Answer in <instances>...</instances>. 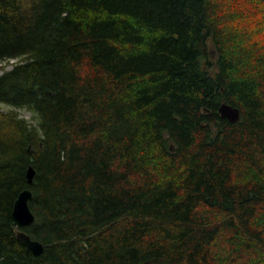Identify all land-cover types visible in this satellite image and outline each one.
I'll list each match as a JSON object with an SVG mask.
<instances>
[{
    "label": "trees",
    "instance_id": "obj_1",
    "mask_svg": "<svg viewBox=\"0 0 264 264\" xmlns=\"http://www.w3.org/2000/svg\"><path fill=\"white\" fill-rule=\"evenodd\" d=\"M238 1L0 0V264H264V0Z\"/></svg>",
    "mask_w": 264,
    "mask_h": 264
},
{
    "label": "water",
    "instance_id": "obj_2",
    "mask_svg": "<svg viewBox=\"0 0 264 264\" xmlns=\"http://www.w3.org/2000/svg\"><path fill=\"white\" fill-rule=\"evenodd\" d=\"M208 111L207 109H203ZM218 113L221 117L227 118L229 121H237L239 119V109L231 104L222 103L218 107ZM170 149H173L170 147ZM35 175V170L31 165H28L25 176L28 184H32ZM32 197V191L29 188L21 190L12 204V210L10 213L12 226L14 227V234L17 240L25 246V248L31 251L34 255H40L44 251L43 244L35 239H32L30 235L19 229L22 226L32 223L35 219L33 212L29 207V200Z\"/></svg>",
    "mask_w": 264,
    "mask_h": 264
},
{
    "label": "rangeland",
    "instance_id": "obj_3",
    "mask_svg": "<svg viewBox=\"0 0 264 264\" xmlns=\"http://www.w3.org/2000/svg\"><path fill=\"white\" fill-rule=\"evenodd\" d=\"M230 3V2H229ZM234 4H235V6L236 7H238V5H239V1L238 0H234ZM221 8L222 9H224L223 7H219V9L221 10ZM231 25V27H232V24H230ZM234 28L236 29L237 27L236 26H234ZM261 36L260 37H258V38H256V39H251V40H253V41H259V40H261ZM240 46V45H239ZM241 47V46H240ZM13 62H14V60H10V61H8V62H4V63H0V69L1 68H3V69H9L11 66H12V64H13ZM1 72V71H0ZM21 116H24V117H27V119H28V116H29V114L27 113V112H22L21 114H20Z\"/></svg>",
    "mask_w": 264,
    "mask_h": 264
},
{
    "label": "clouds",
    "instance_id": "obj_4",
    "mask_svg": "<svg viewBox=\"0 0 264 264\" xmlns=\"http://www.w3.org/2000/svg\"><path fill=\"white\" fill-rule=\"evenodd\" d=\"M17 65L23 66L25 63L29 62L31 59V54L30 53H22L15 57ZM6 63V62H5Z\"/></svg>",
    "mask_w": 264,
    "mask_h": 264
}]
</instances>
